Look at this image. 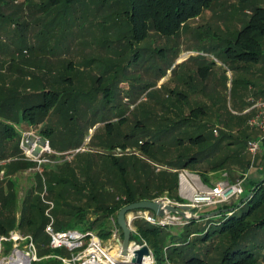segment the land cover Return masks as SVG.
Masks as SVG:
<instances>
[{
  "label": "rangeland",
  "instance_id": "1",
  "mask_svg": "<svg viewBox=\"0 0 264 264\" xmlns=\"http://www.w3.org/2000/svg\"><path fill=\"white\" fill-rule=\"evenodd\" d=\"M250 2L251 0H215L209 12L205 11L199 20L189 21L177 36L166 38L153 32L142 43L127 47L125 45L127 41H118L117 35L104 37L111 40L105 45L101 42L99 44V41L94 42L92 35L95 34L89 30L92 28L87 27L88 24L83 23L85 18L81 13H76L78 21L72 22L74 23L72 25L70 22L73 17L70 16L60 15L56 21H53L57 16V10H52L53 15L45 13L48 9V0H0V52L8 53L12 59L2 64L3 67L0 68V87L4 88L7 81L11 86L12 82H15L14 89L16 85L22 88L19 94L26 90H31L29 93H32L35 91L32 81L33 86L36 84L37 90L41 77L43 79L46 75L55 77L58 60L61 61L60 66L67 67L70 63L73 64L75 69L69 72V77H72L75 85L80 87L78 98H74L76 100L64 108L66 109L64 116L54 112L48 118L47 121L55 124L52 126L54 134L50 138L40 136L39 129L43 123L34 128L30 125L21 127L15 125L22 134L19 143L21 161L33 164L17 171L9 166L13 159L0 161V188L6 193L13 190L18 193L19 209L16 219L19 220L23 216L22 204L27 194L32 192L41 200L44 192L45 198H49L50 189H53L58 202L52 199L50 201L56 205L59 222L65 224L70 220L67 214L73 216L79 210L77 206L83 211L97 210L96 215L89 214L87 221L93 222L97 218L104 221L96 224L95 231L99 232L105 228L111 236L102 239L109 242L115 231H119L123 240L116 225L119 213L105 220L102 216L103 212L99 211L98 207L105 209L113 206L122 195L123 184L137 185L140 180V185L146 184L147 188L149 187L150 201L160 197L178 204H187V200L179 196V172L172 171L177 169H172L165 163V160L175 159L178 157L176 154H179L178 149L171 148L175 144L171 145V137L167 141L155 144L151 151L149 149V153L142 150L141 145L150 140L148 126L152 120L159 122L161 119H169L163 121L164 123L177 120L176 115L181 112L178 108L172 107L174 101L183 104L184 115L178 116L180 118L189 115L192 108H206V116L200 119L204 124H208L210 129L206 133L210 138L221 132L237 133L236 127L230 125L231 129H228L230 126L227 127L225 122L232 124L230 122L232 116L243 115L241 107L247 103L253 90L248 88L233 90L234 74L225 72L227 69L225 62L220 59L218 53H213L215 51L211 48L216 45L218 49L224 48L225 44L220 41L233 33L228 31L236 29L234 31L236 33L242 29L250 16L245 11L248 8L252 9L254 5ZM77 5L79 10L80 3L78 2ZM107 12L104 10V13L95 19L91 16L90 20L98 21L104 18ZM76 14L74 13V16ZM51 22H53L52 27L49 25ZM80 24L84 26L78 27ZM119 30L115 29V32L118 34ZM121 52L123 58L120 57ZM135 53L143 55V59L139 62L133 61ZM12 65L20 68L19 78L16 80H14V72L9 71ZM208 68L211 69L210 72ZM205 69L208 73L203 75ZM164 73L165 77L159 80ZM171 92L173 97L170 98ZM176 93L183 94V99L181 100ZM2 98L3 96H0V102ZM158 101L161 102L159 107L156 106ZM10 104L11 102L2 104L0 112L3 115L17 110V107ZM161 107L166 110L161 111L159 109ZM122 118L124 121L120 123ZM16 119L13 118L15 121ZM108 124H112L107 127L110 129H106ZM215 130L217 134L214 133ZM197 133L196 129H179L175 133L177 137L184 138L182 148H179L180 154L192 148L194 152H199L209 147V145L203 146L204 148L189 145V137L194 138ZM127 135L130 137L125 140ZM29 138L55 141V145L50 144L51 151L41 156V164L37 160L38 156L29 153L31 149L24 148ZM126 141L127 146L123 147L122 144ZM231 150L233 149L221 146L216 153L215 161L205 160L193 169L186 170L193 174L195 182L202 188L213 187L225 179L229 181L232 178L238 179L242 174L241 167L246 158L250 159L248 154L241 159V165L236 162V158H232L227 161L225 169L217 171L211 169L215 163H221L231 155ZM259 156L257 155L254 160L251 158V174L256 171ZM136 158L142 160L140 164H135L133 159ZM116 159L121 162L123 159L127 160L125 183L121 178L114 179L115 176L109 171L110 162L114 167L113 160ZM89 167L92 169H88ZM168 168L169 171H166ZM53 174L63 178L60 182L68 179L70 184L81 187V191L84 192L75 196L80 198L81 202L73 199L75 197L72 196L70 189L64 190L65 197L61 194V197H58L57 192L62 186L55 184L58 181L53 179ZM199 174L208 176L209 181H204ZM262 174L257 175L256 181L264 177ZM161 175L172 179L173 185L178 184V192L163 186V181H159ZM252 177L254 178V174ZM91 184L97 186L95 193L87 194V185ZM95 200H97L96 204L91 203V206L85 204ZM240 200H234L233 204ZM41 202L45 205L42 200ZM211 210L213 209L207 208L196 213L204 215ZM138 212L140 211L129 213L128 219L133 218ZM7 218H3L4 223H7ZM19 224L18 221L16 227L9 229L8 232L18 231L30 235L23 232ZM185 225H169L164 228L180 229ZM134 229L137 232L135 227ZM166 232L176 234L174 230ZM147 246L153 253L150 246L148 244ZM165 264L178 263L167 261Z\"/></svg>",
  "mask_w": 264,
  "mask_h": 264
},
{
  "label": "trees",
  "instance_id": "2",
  "mask_svg": "<svg viewBox=\"0 0 264 264\" xmlns=\"http://www.w3.org/2000/svg\"><path fill=\"white\" fill-rule=\"evenodd\" d=\"M78 2L80 3L79 10H77ZM214 3L215 0H48V9L45 13L53 15L52 10L54 11L56 9L57 16L55 15L56 17L53 21H56V18L60 15L63 17L70 16L73 17L70 22L71 25L78 21L76 13H81L85 18L83 23L88 24L87 27L92 28L89 30H92L95 34L94 36L92 35L94 42L99 41V44L101 42L105 45L111 40L104 37L117 35L118 41L126 40L127 43L125 45L129 47L142 43L153 32L166 38L177 36L184 25L189 21L200 18L205 11L212 8ZM70 8L72 9L69 10ZM104 10L108 11L104 18L98 21L90 20L91 16L94 19L98 16L100 17L104 13ZM74 13L76 14L75 16ZM248 15H250L248 16L249 19L241 30L233 34H228V38L220 41L225 44L224 48L218 49V45L212 46L211 48L215 51L213 53H218L217 55L220 59L225 62L224 64L227 67L225 72L229 70L234 74L232 89L248 88L253 90L251 97L246 101L247 103L241 107V113L243 115L240 117L232 116L234 118V120L232 118L230 119L232 124L225 122L227 127L230 125L236 127L237 133L228 134L221 132V134L210 138L208 133H206L210 129L208 124H204V121L200 119L206 116V108H192L189 115L180 118L178 116L184 115L182 114L183 104L180 101V104L174 101L172 107L178 108L181 112L176 115L177 120H171L169 123H164L169 121V119H161L159 122L152 120L148 126L150 140L141 145L142 150L149 153V149L151 151L155 144L161 143L164 140L167 141L171 137V145L175 143L171 148L178 149L179 151V154H176L178 157L175 159L165 160V163L172 169H193L194 166H198L205 160L215 161L216 153H218L221 146L233 150H231V155H228L221 163L217 162L211 167L213 171L225 169L229 159L236 158V162L241 165V159L244 155L248 154L250 156L247 151L248 141L258 137L260 133L258 134V130L251 129L247 126V120L251 114H245L244 112L252 106L253 102L264 100V8L260 6L254 7ZM52 23L49 24L51 27ZM83 26L81 24L78 25L80 28ZM115 29H120L118 34L115 32ZM85 35L91 36L90 34ZM122 56L123 53L121 52L120 57ZM142 59L143 55H139L138 53L134 54L133 61L139 62ZM60 62L58 60L56 63L57 74L55 77L52 78L46 75L44 79L42 77L39 79V77L35 76L40 81L37 90L36 84L33 86L34 82L32 81V87L35 90L33 93L19 94L16 91V88L19 86L16 85L15 89L13 87L15 82H12L11 86L7 81L6 85L9 86L6 87L4 85V88H0V94L1 92L3 94L0 108L4 102L7 104L11 102L10 105L12 106L13 104L15 107L17 106L16 103L19 106L25 104L21 115L23 123L33 128L45 123V125L40 127L39 133L40 136H45L46 138H50L54 134L52 126L55 124L47 121L50 115L58 112L64 116L66 110L64 108L70 102H74L76 100L74 98H78V91H80V87L75 85L73 78L69 77V72L75 69L73 64L70 63L66 67L65 65L60 66ZM205 71H203V75L208 73L206 69ZM164 77L165 73L160 76L159 80ZM172 94L173 92H171L170 98L173 97ZM176 94L181 100L183 99V94ZM31 96L38 98V101L30 103L28 100ZM160 103L158 101L156 106L159 107ZM159 109L161 111L166 110L162 107ZM123 121L122 118L120 123ZM13 123L17 124L18 121L0 112V161L13 159L9 166L13 170L18 171L33 164L23 163L21 161L22 158L19 156V152L21 151L19 143L22 134ZM110 125L112 124H108L106 129H110L107 128ZM231 126L228 129H231ZM179 129L198 130V135L194 138L189 137V145L193 147L209 145V147H205L204 150H199V152H194L192 148L188 152L180 154L181 150L179 148H182L184 138L177 137V134H175ZM129 137L127 135L124 139L126 140ZM50 141L52 146L55 145L54 140L50 139ZM126 143L128 142L126 141L122 146L126 147ZM251 158V156L250 159L246 158L242 165L241 176L238 179H230L232 183H236L247 173L252 166ZM154 159L156 160L157 158L155 157ZM133 161L137 165L142 160L136 158ZM110 163L111 167L109 171L116 177L114 179L121 178V181L125 183V172L128 169L125 166L127 160L123 159L122 162L117 159L113 160L114 167L112 166V162ZM88 169L91 170L92 167ZM53 175V179H57L58 181L55 184L62 186L59 192L56 191L59 194L58 197L60 194L63 197L66 196L65 189H70L73 197L84 192L81 191V187L79 188L70 184L68 179L65 182H60V179L63 178H60V175ZM199 175L204 181H209L208 176L205 174ZM167 178L168 176L161 175L159 181H163V186L177 191L178 184L173 185L172 179ZM248 179L249 181L247 180L248 182H245V188L247 190H245L244 195L238 203L233 204L232 202L227 205L212 207L213 210L205 213L210 214L215 211H220V214L216 216L188 221L180 229L177 227L164 228L152 225L143 219L135 220L133 226L136 228L141 239L145 240L152 249L158 264H165L167 261H175L178 264H264V177L253 182L250 181V178ZM142 185H140V180L137 185L131 186L128 183L126 185L123 184L122 195L113 206L105 209L98 207L100 209L99 211L103 212V218L108 220L112 215L116 216L125 206L143 200H150V194L148 193L149 187L147 188L146 184ZM96 187L92 184L87 185V194L90 192L95 193ZM54 193L55 190L50 189L48 195L50 199L47 198L57 203L58 198ZM250 194L252 196L244 202V199ZM73 199L81 202L80 198L75 197ZM41 200L39 197L34 196L32 192L27 194L22 204L23 216L17 220L16 215L19 209L17 191L15 192L13 190L6 193L0 188V236H8L10 234L8 232L9 229L15 228L19 221L20 229L24 230L23 232L30 233L34 237L38 246L39 256L43 258L51 254L52 251L48 248L49 238L45 233V227L48 223V218L45 215L46 206L42 204ZM91 203L96 204L97 200L95 202H86L85 204L91 206ZM55 208L53 211L55 227L59 231L71 229H77L83 232L95 231L96 224L104 222L100 218L93 220V222H88L89 214L93 213L96 215L95 211L97 210L83 211L81 207L77 206L79 210L73 216L67 214L70 220L63 224L59 222ZM210 209L208 208V210ZM3 218H7V223H4ZM116 223L123 237V231L119 227L118 221ZM168 230H174L176 234L167 233L166 231ZM97 233L101 238L105 239L111 236L110 232L105 231V228ZM131 241H135V239L132 237ZM8 247H10V244H8ZM56 253L62 254V251H56ZM38 264H59V262L56 260H42Z\"/></svg>",
  "mask_w": 264,
  "mask_h": 264
},
{
  "label": "built area",
  "instance_id": "3",
  "mask_svg": "<svg viewBox=\"0 0 264 264\" xmlns=\"http://www.w3.org/2000/svg\"><path fill=\"white\" fill-rule=\"evenodd\" d=\"M251 116L247 120V126L251 129L258 130L261 135L249 140L247 151L254 160L258 153L262 150L264 141V100L253 102L245 112ZM217 134V130L214 131ZM32 138H29V140ZM43 139L44 144L41 145V152L38 155V162L41 164V156L50 152V142L44 138L33 140L29 146V140L25 149H31L32 152L40 146L39 140ZM23 145V144H22ZM251 168L236 183H232L228 179L218 182L213 187L202 188L195 182L193 174L186 169L179 171V192L183 199L187 200V204H178L171 202L167 198H156L155 201L163 206H174L181 208L188 207L189 210L200 212L207 208L227 205L234 200L240 199L245 193V182L248 180ZM44 192L42 201L46 206L45 215L48 223L45 227V233L49 238L48 248L51 254L41 258L38 253L37 243L32 235H24L18 231L11 232L8 236H0V264H38L42 260H56L59 264H120L119 261L131 260L135 251L147 246V243L141 239V242L132 241L128 249L127 257L122 255L121 238L119 231H115L112 239L104 241L96 231H80L71 229L59 231L55 227V218L53 211L54 202L45 198ZM137 219H143L152 225L169 226L184 225L187 220L177 214H166L158 217L149 211H140L133 216L128 222L133 232L138 234L133 227V222ZM139 235V234H138ZM10 244V247H8ZM62 251V254L56 253ZM150 257L144 260V264H157L152 252Z\"/></svg>",
  "mask_w": 264,
  "mask_h": 264
},
{
  "label": "water",
  "instance_id": "4",
  "mask_svg": "<svg viewBox=\"0 0 264 264\" xmlns=\"http://www.w3.org/2000/svg\"><path fill=\"white\" fill-rule=\"evenodd\" d=\"M33 139L29 140V146L32 144ZM45 142L43 139L39 140L40 146H38L32 154L34 156H38L41 152V145H43ZM252 194H250L246 199H244V202L247 201ZM136 211H149L154 213L158 217H163L166 214H177L184 218L187 221H194V220H200V219H207L213 216H216L220 214V211H215L210 214H197L194 211H191L188 209V207L183 206L181 208H177L174 206H163L162 204L150 200H143L139 202H135L133 204H130L128 206H125L122 208L118 214V225L123 231V240L121 242L122 247V255L124 257H127L128 255V249L130 246L131 238L133 237L136 242H141L140 235L136 234L132 231L130 224L128 222V214L131 212ZM228 211V210H226ZM150 249L148 246H143L141 249L134 252L133 257L131 260H122L119 261L120 264H144V260L148 259L150 257Z\"/></svg>",
  "mask_w": 264,
  "mask_h": 264
},
{
  "label": "crops",
  "instance_id": "5",
  "mask_svg": "<svg viewBox=\"0 0 264 264\" xmlns=\"http://www.w3.org/2000/svg\"><path fill=\"white\" fill-rule=\"evenodd\" d=\"M251 5H253V7H251L252 9L254 8V7H257V6H260V7H262V8H264V0H251ZM252 9H249L248 8V10L247 11H245V13H247V15L248 14H250V11L252 10ZM209 12V11H208ZM204 14V13H203ZM202 14V15H203ZM200 18H202V16L200 17ZM197 20H199V18L197 19ZM235 26H233V28H234ZM239 27V26H238ZM224 30H226V29H224ZM234 31H236V29H232L231 31H228V32H233L234 33ZM239 31V30H238ZM233 33H231V34H233ZM1 49V48H0ZM12 59H11V57H10V55L8 54V53H6V52H0V68H2L3 66H2V64H4V63H6V62H10ZM20 68L19 67H16V66H14V65H12V67H10L9 68V71H12V72H14V80H16V79H18L19 78V75H18V70H19ZM2 72V71H1ZM227 72L230 74L231 72L229 71V70H227ZM11 73V72H10ZM227 73V74H228ZM228 74V75H229ZM232 74V73H231ZM231 76V75H230ZM4 81H6V80H4ZM0 86H1V83H0ZM9 86V85H8ZM7 85H6V87H8ZM19 86V85H18ZM1 88V87H0ZM16 91L19 93V92H21L22 91V88L21 87H18V88H16ZM24 91V90H23ZM29 91L30 90H26V91H24V93L25 94H30L29 93ZM16 92V93H17ZM33 93V92H32ZM0 96H3V94H2V92H1V94H0ZM30 103H33V102H35V101H38V98H35V97H33V96H31L30 97V99L28 100ZM16 107H17V110L16 111H14L13 113H11V114H6L8 117H11V118H17L16 120L18 121V123L16 124V123H13V124H15V125H18V126H24V125H27V124H25V123H23V121H22V117H21V115H22V109H23V107L25 106V104H23V105H21V106H19V104L18 103H16ZM16 109V108H15ZM18 114V115H17ZM43 125H45V123H43ZM28 126V125H27ZM260 132H258V134H259ZM260 135H261V133H260ZM260 155V156H259ZM258 156H259V164L257 165V168H255L256 169V171L253 173L254 174V178L252 177V175L253 174H251V172H250V176H249V178H250V181H256V178H257V175H259L260 173L262 174L263 172H264V146L262 147V150L259 152V154H258ZM254 169V170H255ZM172 170V169H171ZM180 170H182V169H179V170H172V171H180ZM166 171H169V168L166 170ZM252 171V170H251ZM197 173H199V171H196ZM262 175H264V174H262ZM262 175L260 176V177H262ZM252 177V178H251ZM248 181H249V179H248ZM247 181V182H248ZM197 183V182H196ZM198 184V183H197ZM178 190H179V188H178ZM178 190H177V192H178ZM179 196H180V198H183L182 196H181V194H180V192H179Z\"/></svg>",
  "mask_w": 264,
  "mask_h": 264
},
{
  "label": "flooded vegetation",
  "instance_id": "6",
  "mask_svg": "<svg viewBox=\"0 0 264 264\" xmlns=\"http://www.w3.org/2000/svg\"><path fill=\"white\" fill-rule=\"evenodd\" d=\"M121 238V237H120ZM121 241H122V239H121Z\"/></svg>",
  "mask_w": 264,
  "mask_h": 264
}]
</instances>
